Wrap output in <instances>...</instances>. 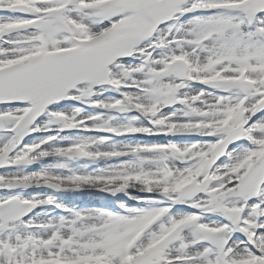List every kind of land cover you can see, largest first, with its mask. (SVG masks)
I'll return each instance as SVG.
<instances>
[{"label": "snow or ice", "instance_id": "1", "mask_svg": "<svg viewBox=\"0 0 264 264\" xmlns=\"http://www.w3.org/2000/svg\"><path fill=\"white\" fill-rule=\"evenodd\" d=\"M0 264H264V0H0Z\"/></svg>", "mask_w": 264, "mask_h": 264}, {"label": "bare ground", "instance_id": "2", "mask_svg": "<svg viewBox=\"0 0 264 264\" xmlns=\"http://www.w3.org/2000/svg\"><path fill=\"white\" fill-rule=\"evenodd\" d=\"M82 199H83V200H85V201H87V200H90V199H92V197H89V196H84V197H82Z\"/></svg>", "mask_w": 264, "mask_h": 264}]
</instances>
